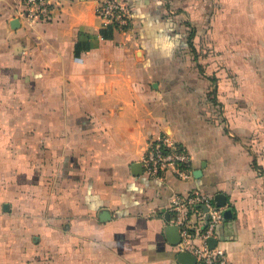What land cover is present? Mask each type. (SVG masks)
<instances>
[{"label":"crops","instance_id":"0c3cea01","mask_svg":"<svg viewBox=\"0 0 264 264\" xmlns=\"http://www.w3.org/2000/svg\"><path fill=\"white\" fill-rule=\"evenodd\" d=\"M23 1L0 0V264H181L165 230L191 189L223 194L230 263L264 264V0H125L127 33L96 0L32 25ZM161 131L197 175L143 174Z\"/></svg>","mask_w":264,"mask_h":264},{"label":"built area","instance_id":"2783aa9c","mask_svg":"<svg viewBox=\"0 0 264 264\" xmlns=\"http://www.w3.org/2000/svg\"><path fill=\"white\" fill-rule=\"evenodd\" d=\"M27 25L52 18L51 0H24L21 13ZM95 15L112 29L127 33L133 23L132 6L125 0H96ZM143 174L165 180L168 175L187 180L193 177L192 158L187 149L164 132L152 133L146 141L141 159ZM169 223L177 228L180 240L176 250L187 251L194 264H231L225 249L217 244L210 247L223 220L222 207L213 195L200 189L174 194L169 206ZM198 241V242H196Z\"/></svg>","mask_w":264,"mask_h":264},{"label":"water","instance_id":"95a60500","mask_svg":"<svg viewBox=\"0 0 264 264\" xmlns=\"http://www.w3.org/2000/svg\"><path fill=\"white\" fill-rule=\"evenodd\" d=\"M17 22H18V19H14L12 22H11V25L12 26H15L17 25ZM199 173V171H196V172H193L194 175H197ZM214 197V200L216 202V204L220 207H223L225 205V199H224V196L223 194L221 193H216L215 195H213ZM222 216L223 218H228L231 216V210L229 208H225L222 210ZM176 231V238L174 241H172L173 243H177L179 240H180V237L178 235V231H177V228L174 226V225H167L166 226V234L167 236L168 235H171L172 231ZM217 241L214 237H210L208 239V245L210 247L216 245ZM177 259L178 261L181 263V264H194L195 262V258L193 257V255H191L190 253H188L187 251H179L177 253Z\"/></svg>","mask_w":264,"mask_h":264},{"label":"trees","instance_id":"16d2710c","mask_svg":"<svg viewBox=\"0 0 264 264\" xmlns=\"http://www.w3.org/2000/svg\"><path fill=\"white\" fill-rule=\"evenodd\" d=\"M107 28L112 29V27L110 25H108ZM103 34H104V32H103ZM88 37H90V35ZM90 47H91V45H90V42L88 40L85 42V44L83 46H80V43L77 42V43H75V49H74L75 54H78L81 48H84V49L87 48L88 49Z\"/></svg>","mask_w":264,"mask_h":264},{"label":"rangeland","instance_id":"374dc122","mask_svg":"<svg viewBox=\"0 0 264 264\" xmlns=\"http://www.w3.org/2000/svg\"><path fill=\"white\" fill-rule=\"evenodd\" d=\"M44 255V253L41 255V256H43ZM36 256V255H35ZM37 256H39V254L37 255ZM25 264H41L40 263V261H39V259L36 261V259L34 260V262L32 261L31 262V260H29V261H26V263ZM43 264V263H42Z\"/></svg>","mask_w":264,"mask_h":264}]
</instances>
